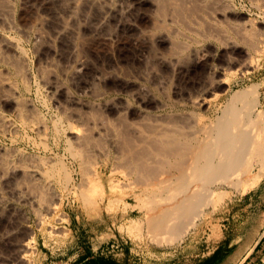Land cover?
<instances>
[{
    "label": "rangeland",
    "instance_id": "obj_1",
    "mask_svg": "<svg viewBox=\"0 0 264 264\" xmlns=\"http://www.w3.org/2000/svg\"><path fill=\"white\" fill-rule=\"evenodd\" d=\"M69 1L1 0L0 2V9H2L0 10V37L3 38H0V44L4 43L0 45V78L4 79L0 81V120L2 118L6 119L0 121V163L2 161V163L5 162L4 164H6L12 161L10 162L12 167L20 166L23 163L21 166L30 165L29 167L33 166L31 167L33 169L37 170L39 168L45 171L49 166V168L53 166L55 168L58 167L55 162V157L58 155L61 158L62 156L65 157L62 159V162L71 171V176L73 177V186L68 187L69 191L64 189V185L60 180L59 182L54 180L55 182L52 181V192L46 191L47 194H45V190H43L44 193H42V190L40 191L41 193L39 192L43 188H41L40 183L34 178V180L26 184L30 185L28 191L35 189L34 191L38 193L36 194L32 190L33 192H29L31 194L29 195L30 198L25 199L28 197L27 190L25 189L27 186H25V183L22 184V182V185L19 184L20 182L16 183L18 182V172H6L4 175L5 166L1 168L0 164V174L4 175V180L0 182V260L3 261L0 264H26V261L17 260V253L19 246L25 243L24 240L27 241L32 233L35 234L37 245L31 250L33 255L30 256L28 264H58L60 261L68 262L73 259H79L84 253H87L86 247L96 250L98 247L107 246L109 248L111 245L114 247L118 245V249L127 247L133 251L141 250L144 255L147 252L156 256L160 255L161 259L164 258L166 260L163 264H187L185 260L188 261L193 251L200 248L199 244L202 243L195 240L190 241L189 235L191 230H196L200 227L199 229L205 230L204 237H206L213 228L219 225L226 227L228 224L236 223L238 219L247 218L250 214H254L258 206L264 203V194H262L264 177L255 189L245 194H239L234 190L224 187L213 186L211 188L212 194L216 192V196H220L224 200L215 208L208 207L205 209L202 216L196 221L195 226L188 230L186 235L179 233V237L171 238L172 240H169L170 243L169 241L167 242L170 246H166V242H161L158 245L152 238L153 233L147 230L144 224L147 209L144 208L145 201H139L143 199L142 196L145 198L144 193L141 192L144 189L140 187L142 185L136 182L134 176L126 175H129L132 165L128 166L127 171L128 163L122 160L124 166L127 164L126 168L121 164L122 140L131 137L128 135L126 137V134L129 132V135H133L131 141L136 142L137 135L134 136L130 129L138 127L140 121V125L142 127L143 125L145 126L148 122L147 118H151L149 121L152 118L170 119L174 122L179 120L177 122L183 124V122L185 123L183 119L190 115L192 117L194 113L195 117H193L195 119L198 118L201 122L208 123L207 117L209 116L208 118L214 119L215 116H218L217 110L223 106L231 92L236 93L238 90L246 88L254 93L258 102V105L254 108L252 117L260 115L264 124V0H218L227 6L225 7L226 12L223 16L217 15L219 13L212 9L210 0H204V2H209L210 6L208 5V7L207 3L206 6L202 7L203 1L197 0L196 2H199V5H196L194 2V7L187 6V8L184 7V10H182L183 7L177 8V11L181 10V13L172 11L169 8V4H166L164 8L160 5L165 1L169 3L173 0H81L73 13L75 16L69 14L71 7ZM215 1L217 2V0H211V3L214 2L212 4H215ZM102 2L103 4L106 3V5L108 3V7L112 9L114 6L115 9L113 10L116 11L120 9L123 11V7L129 5L130 2L136 3L135 6L137 7L129 15H110L107 18L108 21L104 22L102 18L108 8L106 5L102 6ZM156 2L159 3L160 7ZM201 8L203 9L201 10ZM161 10L163 11L161 12ZM163 12H165L164 16ZM197 12L199 13L197 15L199 19L195 17ZM2 15H4L5 19H3L4 17L2 18ZM188 16H190L189 18L192 22H190L189 18L187 19ZM169 17L171 18L169 19ZM178 21L182 22L184 26ZM201 22L204 25H201ZM184 23L188 25L186 24L187 26H185ZM195 23L198 24L194 25ZM61 25L64 26L63 28H67H65L66 31ZM189 25L193 26L194 29ZM190 27L193 29L192 31L197 30L196 32L194 31L195 34L191 31ZM239 29L240 33H244L240 34ZM207 30H209L208 33L205 32ZM241 30L243 31L241 32ZM249 30L250 32H245ZM209 33L210 35H208ZM238 33L242 36H236ZM250 33L257 35L256 38L258 39L255 38L253 42H249L247 38L249 39ZM203 36L206 37L203 38ZM191 37L194 38V41ZM219 37L222 41H220ZM11 41L19 48L18 56L14 53L12 47L9 46ZM195 41L196 43H194ZM6 42L10 43L7 44ZM253 44L254 46L250 47ZM225 46L226 48H223ZM185 48L187 49L184 51L183 49ZM19 54L22 55L20 56ZM203 54L206 56H203ZM195 56L208 58L214 70L220 71V75L216 74L217 76H214V78L205 75L206 66L204 62H193L192 60ZM14 59L17 61H14ZM227 60L231 65H241L246 70V73L245 71L239 73L236 72V68L227 67ZM18 64L21 66L17 67ZM10 65H15L14 69ZM220 68H226V72L223 73L224 75ZM19 70L23 71V73L19 72ZM221 74L223 77H226L225 84L216 86L212 92L220 100L211 106L196 107L193 104L191 106L192 99H194V96H198L197 93L200 92L199 88L204 85L203 82L207 84L213 79H221L223 78ZM22 78L23 80H21ZM206 98L209 99L211 97L206 96ZM182 102L183 104L181 105L180 103ZM160 105L165 107L162 108ZM19 110L20 113L22 112V120ZM22 110H25V112ZM197 112L198 114H196ZM24 114L25 116H23ZM172 114L176 116H172ZM169 115L172 117L170 118ZM200 117L204 118V120ZM137 118H140L138 123ZM30 120H33L34 124ZM22 121L23 124L25 123L24 125L20 124ZM37 122H40L41 125H46L47 131H44L46 138L41 131L44 126L41 127ZM123 122L124 124H121ZM100 125L102 126L99 127ZM51 126H57L56 129L59 128L57 129L58 136L56 139L52 136L54 129ZM110 126H113L111 130L109 129ZM71 127H75L76 130H72ZM123 129H126V131ZM114 130L115 132H113ZM118 130H120V134ZM80 131L85 134L82 133L81 135ZM100 131L103 132L101 133ZM76 132L81 135L82 140L76 141ZM86 132H89V134ZM41 135L43 136L41 137ZM87 135H89L88 138ZM122 135L125 136L124 139ZM118 136L120 138L116 140L115 138H118ZM101 137L103 140H98ZM67 142H70V146L74 144L72 147L78 145L75 148H85L83 149L84 151L86 150L85 146H87L88 153L86 152L84 156L86 159L82 158L81 160L87 162L89 161L88 157L91 155L93 156L91 158H94V155H97L96 157L99 158V160L96 157L93 159L94 162H92L96 163L95 165L91 164V158L89 161L100 173L101 182L103 183L96 182L94 184L96 187H92V190L95 189L94 191L96 192L93 193L95 203L91 208L85 207L77 195L79 191H85L84 188L90 190L86 184L88 177L86 175L89 170H86L87 173L84 171L86 174L81 173V175H85L86 179H83L84 177L79 175L78 162H73L64 150L65 145L68 144ZM106 142L107 144H104ZM99 144L103 147V150L98 146ZM80 145L81 147H79ZM82 145L85 146L82 147ZM44 146L47 148H44ZM113 146L114 148L112 149ZM117 146L118 148H116ZM105 148L107 150H104ZM18 149L21 150L17 151ZM48 151L51 152L49 153ZM89 151L90 156H88ZM95 152L98 153L95 154ZM104 152L107 154L103 155ZM116 153H118L117 156L115 155ZM4 155H8L9 159L5 158ZM113 157L115 160H111ZM115 157L120 159H116ZM36 158H44L46 160L43 162V159H41L39 160L40 163H38ZM6 159L7 161H5ZM49 159L50 161L47 162ZM24 162L27 163L24 164ZM10 163H7L6 166H9L8 164ZM55 163L56 165H54ZM113 165L119 166L120 171L116 169L117 167L111 168ZM124 168L126 172L123 171ZM73 170L74 172H72ZM122 171L126 176H122ZM78 178H81V182H79ZM110 181L113 188L109 183ZM32 183L34 185H31ZM57 183H62V186ZM81 183L82 185H80ZM115 183L116 185L118 184L119 190L116 189ZM126 184L128 187L129 185L133 187H129V189ZM76 185L80 188L78 191L76 190ZM20 188L22 191L25 190V192L23 191V193H26L24 194L26 195L24 199L18 198V191H21ZM40 194H45V196L43 197ZM102 197L103 200H101ZM42 202L43 204H41ZM140 202L143 204H141L142 206ZM48 206L50 209L47 208ZM176 229L179 230L176 227L171 232L177 233ZM181 234L185 236L182 237ZM176 238H178L177 241H175ZM203 245L205 246V244ZM108 251H110V248ZM145 258L146 260H150L148 257ZM262 259L264 264V251Z\"/></svg>",
    "mask_w": 264,
    "mask_h": 264
},
{
    "label": "bare ground",
    "instance_id": "obj_2",
    "mask_svg": "<svg viewBox=\"0 0 264 264\" xmlns=\"http://www.w3.org/2000/svg\"><path fill=\"white\" fill-rule=\"evenodd\" d=\"M62 1V0H61ZM69 1V0H68ZM81 0H70L69 2L71 3V7H70V11L69 14H73L75 9L77 8V6L79 5V2ZM84 1V0H83ZM92 1V0H91ZM94 1V0H93ZM132 1V0H131ZM156 1V0H155ZM161 1V0H160ZM170 1V0H168ZM197 0H173L169 3H167V1H163L162 7L164 8L166 6V4H169V8L172 11H177L178 9H180V7H183L182 10H184V7L187 8V6H193L198 4H200L199 2H196ZM203 1V5L201 4L202 7L206 6V1ZM208 1V0H207ZM222 1V0H220ZM217 0V2L215 1V4H212L214 2L211 3L210 0V5L212 6V9L215 10L217 13V15L223 16L226 12V4L224 5L222 2H220ZM1 2V0H0ZM6 3V1H4ZM8 2V1H7ZM64 2V1H63ZM97 2V1H95ZM104 2V1H103ZM102 2V6L106 5L103 4ZM124 2V1H123ZM139 2V1H138ZM152 3H154L153 1H151ZM159 2V1H157ZM156 2V3H157ZM195 2V3H194ZM91 3V2H90ZM98 3V2H97ZM96 3V4H97ZM100 3V2H99ZM128 4V2H127ZM159 6V3H157ZM230 4V3H229ZM1 5V4H0ZM5 5V4H4ZM8 5V4H7ZM6 5V6H7ZM92 5V4H91ZM94 5V4H93ZM136 3H131L129 5H125L123 7V11L120 9L118 11L113 10L115 9L113 6V9L111 7H108V3L106 5V7L108 8L105 11V15L102 18V21H108L107 18L111 15L113 16H118V14H131L132 11L134 10ZM209 5V2L207 3V7ZM209 5V6H210ZM5 6V7H6ZM86 6V5H85ZM200 6V7H201ZM4 7V6H3ZM54 7V6H53ZM156 7V6H155ZM160 7V6H159ZM194 7V6H193ZM197 7V6H196ZM198 7V8H200ZM229 7V6H228ZM2 8V6H1ZM67 8V7H66ZM178 8V9H177ZM210 8V7H209ZM7 9V8H6ZM152 9V8H151ZM162 9V8H161ZM176 9V10H175ZM203 8H201L202 10ZM208 9V8H207ZM2 10V9H0ZM84 10V8H83ZM82 10V11H83ZM158 11V9H156ZM166 10V9H164ZM168 10V9H167ZM200 10V11H201ZM154 11V10H153ZM163 10H161L162 12ZM212 11V10H211ZM208 11V12H211ZM214 11V12H215ZM2 12V11H1ZM79 12V11H78ZM86 12V11H85ZM90 12V11H89ZM115 12V13H114ZM159 12V11H158ZM181 13V10L177 11ZM183 12V11H182ZM189 12V10H188ZM187 12V13H188ZM206 11L204 10V13ZM207 12V13H208ZM213 12V11H212ZM229 12V11H228ZM3 13V12H2ZM47 13V12H46ZM163 12V16H164ZM172 14V12H170ZM192 13V12H191ZM190 13V14H191ZM195 13V11H194ZM193 13V14H194ZM198 13V12H197ZM195 15L196 18L197 15H199V13ZM67 15H69L68 13H66ZM178 14V13H177ZM183 14V13H182ZM206 14V13H205ZM85 15V14H84ZM87 15V14H86ZM168 15V12H167ZM174 15V14H173ZM61 16V15H59ZM65 16V15H64ZM73 16H75L73 14ZM90 16V15H89ZM121 16V15H120ZM170 16V15H169ZM172 16V15H171ZM175 16V15H174ZM179 16V15H178ZM184 16V15H183ZM186 16V15H185ZM4 17V15H2V18ZM78 17V16H76ZM162 17V16H161ZM173 17V16H172ZM181 17V16H180ZM190 16L187 17V19ZM194 17V18H195ZM202 17V16H201ZM204 17V16H203ZM207 17V15H206ZM70 18V16H69ZM68 18V19H69ZM73 18V17H72ZM88 18V17H87ZM100 18V19H101ZM171 17H169L170 19ZM212 18V17H211ZM225 18V17H224ZM5 19V17L3 18ZM174 19V18H173ZM182 19V18H181ZM186 19V18H185ZM199 19V18H198ZM235 19V18H234ZM237 19V18H236ZM84 20V19H83ZM157 20V19H156ZM168 20V19H167ZM190 20V18H189ZM208 20V19H207ZM212 20V19H211ZM68 21V20H67ZM78 21V20H77ZM101 21V20H100ZM101 21V22H102ZM163 21V20H162ZM171 21V20H170ZM199 21V20H198ZM100 22V23H101ZM103 22V23H104ZM115 22V21H112ZM119 22V20H118ZM117 22V23H118ZM159 22V21H158ZM179 23H182L180 21H178ZM190 22H192L190 20ZM232 22V21H231ZM62 23V22H61ZM64 23V22H63ZM72 23V22H71ZM116 23V24H117ZM170 24V22H168ZM172 23V22H171ZM202 23V22H201ZM67 24V22H66ZM64 24V25H66ZM124 24V22H123ZM185 26H187V23H184ZM187 24V25H186ZM198 23H195L194 25H196ZM60 25V24H59ZM109 25V24H107ZM161 25V24H160ZM178 25V24H177ZM183 25V23L181 24ZM200 25V24H199ZM201 25H204L203 23ZM62 26V25H61ZM67 26V25H66ZM103 26V25H102ZM105 26V25H104ZM155 26V25H154ZM184 26V25H183ZM191 26V25H189ZM59 27V26H58ZM64 26H62L63 28ZM96 27V26H95ZM163 27V26H162ZM166 27V26H165ZM193 28V26H191ZM190 27V28H191ZM66 28V27H65ZM63 28V29H65ZM167 28V27H166ZM182 28V27H181ZM189 28V27H188ZM191 28V31L194 29ZM196 28V27H195ZM204 28V27H203ZM244 28V27H243ZM67 29V28H66ZM65 29V31H66ZM183 29V28H182ZM62 30V29H61ZM188 30V29H187ZM69 31V29H68ZM186 31V30H185ZM195 32L197 30H194ZM192 31L194 34L195 32ZM218 31V30H217ZM237 31V30H236ZM235 31V32H236ZM243 30H241L242 32ZM159 32V31H158ZM178 32V31H177ZM184 32V31H182ZM205 32H209V30L205 31ZM238 32V31H237ZM245 32H250L249 31H245ZM258 32V31H257ZM62 33V32H61ZM66 33V32H65ZM64 33V34H65ZM68 33V32H67ZM188 33V32H187ZM191 33V32H190ZM239 33H240V29H239ZM236 34L237 35H239ZM244 33V32H242ZM240 33V34H242ZM254 33V32H253ZM251 34L249 35V39L247 38V40H249V42H253V40H255L256 36L255 34ZM40 34V33H39ZM42 34V33H41ZM63 34V36H65ZM172 34V33H171ZM193 34V35H194ZM219 34V33H218ZM235 35V33H233ZM43 35V34H42ZM67 35V34H66ZM166 35V34H165ZM170 35V34H169ZM201 35V34H200ZM210 35V33L208 34ZM37 36V35H35ZM41 37V35H39ZM55 36V34H54ZM188 36V35H187ZM198 36V35H195ZM207 36V35H206ZM206 36H203L206 37ZM228 36V35H227ZM242 36V35H239ZM238 36V37H239ZM43 37V36H42ZM56 37V36H55ZM189 37V36H188ZM201 38V36H199ZM211 37V36H210ZM215 37V36H214ZM247 37H248V33H247ZM1 38V37H0ZM48 38V36H47ZM192 38V37H191ZM207 38H209L207 36ZM206 38V39H207ZM220 38V37H219ZM217 38V39H219ZM237 38V37H236ZM3 39V38H1ZM38 39V38H37ZM55 39V38H54ZM53 39V40H54ZM194 41V38H192ZM205 39V40H206ZM212 39V38H211ZM221 39V38H220ZM225 39V38H224ZM258 39V38H256ZM6 40V39H5ZM39 40V39H38ZM50 40V39H49ZM57 40V39H55ZM166 40V39H165ZM188 40V39H187ZM231 40V39H230ZM4 41V40H3ZM192 41V42H193ZM222 41V39L220 40ZM225 41V40H224ZM240 41V40H239ZM259 41V40H258ZM48 43V41H46ZM179 42V41H178ZM228 42V41H227ZM245 42V41H244ZM248 42V41H247ZM257 42V41H255ZM7 43V42H6ZM5 43V44H6ZM10 42H8L7 44H9ZM180 43V42H179ZM182 43V42H181ZM196 43V41L194 42ZM219 43H223V42H219ZM1 44H4L3 42ZM0 44V45H1ZM228 44V43H227ZM235 44V43H233ZM258 44V42H257ZM237 45V44H235ZM7 46V45H6ZM14 51V53H16V56H18V50L19 48L12 43H10V45ZM223 46V45H222ZM221 46V47H222ZM249 46V44H248ZM254 46L251 45L250 47ZM256 46V45H255ZM175 47V45H174ZM188 47V46H187ZM220 47V48H221ZM234 47V46H233ZM5 48V47H4ZM184 48V47H183ZM219 48V49H220ZM223 48H226L223 47ZM230 48V47H228ZM232 48V47H231ZM258 48V47H257ZM2 49V48H1ZM173 49V48H172ZM187 48L183 49L184 51ZM234 49V48H233ZM255 47L253 48L254 51ZM175 50V49H174ZM181 50V51H183ZM6 51V50H5ZM180 51V52H181ZM196 51V50H195ZM20 52V51H19ZM23 52V51H22ZM173 52V51H171ZM179 53V52H178ZM188 53V52H187ZM186 53V54H187ZM195 53V52H194ZM5 54V53H4ZM175 54V53H174ZM182 54V53H181ZM185 54V55H186ZM10 55V54H9ZM14 55V54H13ZM20 55V54H19ZM22 55V54H21ZM20 55V56H21ZM172 55V54H171ZM176 55V54H175ZM180 55V54H179ZM189 55V54H188ZM205 54H203L204 56ZM1 56V55H0ZM12 56V55H11ZM19 56V57H20ZM173 56V55H172ZM184 56V55H183ZM206 56V55H205ZM210 56V55H209ZM13 57V56H12ZM187 58V56H185ZM18 58V57H17ZM21 59V58H19ZM189 59V58H187ZM191 59V58H190ZM184 60V58H183ZM209 59L204 58V57H193V62H204L205 66H206V71L204 73H206L205 75H208L209 77H216V74L220 75V71H215L213 66H211V64L208 61ZM6 61V60H5ZM14 61H17L14 59ZM22 61V60H21ZM180 62V61H179ZM185 62V61H184ZM9 65V64H8ZM195 65V64H194ZM5 66V65H4ZM11 66V65H10ZM15 65H12L11 67L14 69ZM21 65L18 64L17 67H19ZM82 66V65H80ZM174 66V65H173ZM226 66L227 67H231V68H236V72L242 73L243 71L246 70L243 69L241 67V65L235 64V65H231V63L227 60L226 62ZM226 67V68H227ZM16 68V67H15ZM22 68V67H21ZM20 68V70H21ZM226 68H220V70L222 71V74L224 72H226ZM22 72L23 71H20ZM18 71V70H17ZM232 71V70H231ZM7 72V71H6ZM1 74V72H0ZM13 74V73H12ZM26 74V73H25ZM221 74V75H222ZM224 75V74H223ZM222 75V77H223ZM14 76V75H13ZM207 76V77H208ZM8 77V76H7ZM23 77V76H22ZM26 77V76H25ZM205 77V76H204ZM203 77V78H204ZM206 77V78H207ZM6 78V77H5ZM20 78V77H19ZM3 79V78H2ZM0 78V81L2 80ZM208 79V78H207ZM206 79V80H207ZM215 80L211 78L212 81H210L209 83H204V85H200L201 87L200 92H198V96H194L193 102H191V106L192 104L195 105L196 107H202V106H211L213 103H217L218 100H220L219 98H217V96L214 95L213 89L216 86H221L225 84V80L226 77L224 76L223 78ZM4 80V79H3ZM2 80V81H3ZM20 80V79H19ZM23 80V78L21 79ZM205 80V81H206ZM228 80V79H227ZM8 81V79H7ZM6 82V81H5ZM11 83V82H10ZM15 83V82H14ZM241 83V82H240ZM16 84V83H15ZM24 84V83H22ZM202 84V83H201ZM1 85V83H0ZM26 85V84H24ZM11 86V85H9ZM27 86V85H26ZM226 86V85H225ZM8 87V86H7ZM14 87V84H13ZM30 88V87H29ZM226 88V87H225ZM198 89V88H197ZM198 89V90H199ZM253 89V88H252ZM16 91V90H15ZM251 90L246 88V89H240L238 90L236 93L231 92V94L229 95V97L226 99V101L224 102L223 106H221V108H219L218 111V116H215L214 119L208 118L207 117V121L208 123H204L201 122V120H199L198 118L195 119L194 117V113L192 115V117L187 116L186 118H184L183 120L185 121V123L183 122V124H181V122H177L179 120H177L176 122L171 121L170 119H156V118H152V120L149 121V119L151 118H147L148 122L143 119L146 123V125H143V120H142V125L143 127L140 125L141 121L139 120L140 118H137L138 121L137 123L140 121V124L138 125V127H132V133L135 135H137V140L136 142H132L131 137L133 135H129L128 133L126 134L128 136H131L130 138L127 137L126 139H124L125 136L122 135L123 139V151L121 152V164L124 166V164L122 163L123 161L127 162V171L128 168L131 166L130 168V173L129 175L126 174L127 176H134L136 179V182H138L140 185V187H143L142 189H144L143 192L145 195V198L142 196V200L139 201H145L144 204V208L147 209V216L146 219L144 220V224L147 228V230H149L151 233H153L152 238L153 240L159 245V243L161 242H168L171 238L177 237L178 235H180L179 233L182 234H187L188 230H190L192 227L195 226L196 221L198 220V218H200L202 216V214L204 213V210L207 209L208 207H213L215 208L220 202H222L224 200V198L220 197V196H216V192L214 194H212V190L211 188L213 186L216 187H224L227 189H231L234 190L235 192L239 193V194H245L248 191L255 189L259 184L260 181L262 180V178L264 177V124H263V120L262 117L260 115H254V117H252V114H254V108L258 105L257 102V98L254 95V93L250 92ZM215 93H217L215 91ZM152 94V93H151ZM196 94V95H197ZM19 95V94H18ZM36 95V94H35ZM180 96V95H179ZM189 96V95H188ZM206 96H210L211 98H206ZM39 97V96H38ZM168 97V96H167ZM15 98V97H14ZM7 99V98H6ZM26 99V98H25ZM166 99V98H165ZM181 99V97H180ZM24 101V100H23ZM22 102V100H21ZM19 103V102H18ZM189 103V102H188ZM181 105L183 104L180 103ZM22 105V104H21ZM25 105V104H24ZM163 105V104H162ZM162 105H160L162 107ZM219 105V104H218ZM173 106V105H172ZM160 107V108H161ZM165 107V106H163ZM162 107V108H163ZM168 107V106H167ZM17 108V107H16ZM19 108V107H18ZM45 108V107H44ZM133 108V107H132ZM29 109V108H28ZM34 109V108H33ZM180 109V108H179ZM206 109V108H205ZM18 110V109H16ZM14 110V111H16ZM49 110V109H48ZM171 110V109H170ZM25 112V110H22ZM30 111V110H29ZM23 112V113H24ZM33 112V111H32ZM31 112V113H32ZM17 113V112H16ZM22 113V112H21ZM21 113L19 110V114L21 117ZM27 113V112H26ZM38 113V112H37ZM35 113V114H37ZM138 113V112H137ZM176 113V112H173ZM180 113V112H179ZM192 113V112H189ZM187 113V114H189ZM15 114V113H14ZM33 114V113H32ZM135 114V113H134ZM184 114V113H183ZM198 114V112L196 113ZM256 114V113H255ZM64 115V114H63ZM138 115V114H137ZM142 115V114H141ZM151 115V114H148ZM166 115V114H165ZM175 114H172V116ZM179 115V114H178ZM177 115V116H178ZM186 115V114H185ZM201 115V114H199ZM25 116V114L23 115ZM27 116V115H26ZM39 116V115H38ZM154 116V115H152ZM158 116V115H157ZM164 116V115H163ZM167 116V115H166ZM171 116V117H172ZM176 116V115H175ZM182 116V115H181ZM29 117V116H28ZM65 117V116H64ZM68 117V116H67ZM144 117V115H143ZM156 117V116H155ZM160 117V116H159ZM165 117V116H164ZM170 117V115H169ZM170 117V118H171ZM185 117V116H184ZM197 117V116H196ZM203 117V116H202ZM200 117V118H202ZM18 118V117H17ZM24 118V117H23ZM30 118V117H29ZM33 118V117H32ZM39 118V117H37ZM36 118V119H37ZM175 118V117H174ZM173 118V119H174ZM3 119V118H2ZM1 119V120H2ZM28 119V118H26ZM40 119V118H39ZM44 119V118H43ZM182 119V118H181ZM0 120V121H1ZM6 120V119H3ZM22 120V117H21ZM24 120V119H23ZM29 120V119H28ZM34 120V119H33ZM33 120L31 121L33 123ZM70 120V119H69ZM182 120V121H183ZM202 120H204V118H202ZM37 121V120H36ZM123 121V120H122ZM181 121V120H180ZM59 122V121H58ZM72 122V121H71ZM144 122V123H145ZM1 123V122H0ZM10 123V122H8ZM38 123V122H37ZM55 123V121H54ZM88 123V122H87ZM102 123V121H101ZM112 123V122H111ZM179 123V125H178ZM3 124V123H2ZM1 124V125H2ZM7 124V123H6ZM11 124V123H10ZM23 124V121L22 123ZM25 124V123H24ZM23 124V125H24ZM34 124V123H33ZM40 124V122L38 123ZM109 124V123H108ZM121 124H124L121 123ZM4 125V124H3ZM22 125V126H23ZM36 125V124H35ZM41 125V124H40ZM53 125V124H51ZM56 125V124H55ZM60 125V124H59ZM57 125V126H59ZM65 125V124H64ZM67 125V124H66ZM86 125V124H85ZM126 125V124H125ZM128 125V124H127ZM134 125V124H133ZM5 126V125H4ZM7 126V125H6ZM9 126V125H8ZM37 126V125H36ZM44 125H41V127ZM57 126H51L53 130V138L56 139L58 136V131L56 127ZM63 126V125H60ZM83 126V124H82ZM102 125H100L99 127H101ZM116 126V125H115ZM141 126V127H140ZM12 127V126H11ZM15 127V126H14ZM35 127V126H34ZM76 127V126H75ZM75 127H71L72 130H76ZM81 127V126H80ZM88 127V126H87ZM113 127V126H112ZM110 126V130L112 128ZM2 128V127H1ZM13 128V127H12ZM25 128V127H24ZM28 128V127H27ZM120 128V127H119ZM126 128V127H125ZM128 128V127H127ZM10 129V127H9ZM21 129V128H20ZM40 129V128H38ZM65 129V128H64ZM78 129V128H77ZM88 129V128H87ZM93 129V128H92ZM102 129V128H101ZM114 129V128H113ZM121 129V128H120ZM3 130V129H2ZM11 130V129H10ZM8 130V131H10ZM70 130V129H69ZM83 130V129H82ZM86 130V129H84ZM97 130V129H96ZM104 130V129H103ZM110 130H106V131H110ZM116 130V129H115ZM115 130L113 132H115ZM126 131V129H123ZM14 131V130H13ZM17 131V130H16ZM39 131V130H38ZM44 137L46 138L44 131L46 130V125L44 127H42V130ZM63 131V130H62ZM95 131V130H93ZM119 134L121 133L120 130ZM40 132V133H42ZM60 132V131H59ZM72 132V131H71ZM81 132V131H80ZM101 132V131H100ZM103 132V131H102ZM101 132V133H102ZM112 132V133H113ZM16 133V132H15ZM84 132H81V135ZM87 133V132H86ZM98 133V132H96ZM100 133V134H101ZM107 133V132H106ZM126 133V132H125ZM131 133V134H132ZM3 134V133H2ZM5 134V133H4ZM74 134V132H73ZM85 134V133H84ZM89 134V132L87 133ZM105 134V132H104ZM109 134V133H108ZM24 135V134H23ZM38 135V134H37ZM35 135V136H37ZM41 135V137L43 136ZM75 135L77 136L75 139L76 141H80L82 140V137L79 133H75ZM93 135V133H92ZM102 135V134H101ZM114 135V134H111ZM118 135V133H117ZM73 136V135H72ZM89 135H87L88 138ZM120 136V135H119ZM118 136V138L116 137L115 139H119L120 137ZM22 137V136H21ZM43 137V138H44ZM50 137V136H49ZM66 137V136H65ZM85 137V136H84ZM83 137V138H84ZM91 137V136H90ZM89 137V138H90ZM95 137V136H93ZM100 137V136H98ZM104 137V136H103ZM110 137V136H109ZM113 137V136H111ZM28 138V137H26ZM52 138V139H53ZM30 139V138H29ZM85 139V138H84ZM105 139V138H104ZM113 139V138H112ZM27 140V139H26ZM31 140V139H30ZM44 140V139H43ZM64 140V139H63ZM68 140V139H67ZM87 140V139H86ZM91 140H93V138H91ZM98 140H103L102 137L101 139ZM121 140V139H120ZM34 141V140H32ZM53 141V140H52ZM65 141V140H64ZM70 141V140H68ZM72 141V140H71ZM90 141V140H88ZM111 141V140H110ZM113 141V140H112ZM120 141V142H122ZM29 142V141H28ZM93 142V141H92ZM96 142V141H94ZM105 142V141H104ZM41 143V142H39ZM63 143V142H62ZM68 144L65 145L64 150L67 152V155L70 156V158L74 161L78 162V168H79V175L82 174H86V170L88 171V174L86 176L87 177V182L86 184L88 185V189L90 190H86V188L82 187L85 189L82 190V192H78L79 194H77L80 197V200L83 202L85 207H93L95 201L93 200V196H94V190H92V187L95 186L94 184L97 183H101V178H100V173L91 165H95L94 162V158L97 156H95L94 154V158H91L90 156V151H89V161L91 158V164L89 163V161L85 162L83 160H81L82 158H84V160L86 159V157H84L86 155L87 150V146L86 150L84 151L83 149L85 148H75L78 145H75L74 147L70 146V142H67ZM74 143V142H71ZM81 143V142H80ZM88 143V142H86ZM85 143V144H86ZM116 145L117 142H115ZM119 143V141H118ZM136 143V144H135ZM31 144V143H30ZM45 144V142H44ZM53 144V142H52ZM83 144V142H82ZM104 144H107L104 143ZM35 145V144H34ZM43 145V144H42ZM46 145V144H45ZM64 145V144H63ZM89 145V144H87ZM94 145V144H93ZM102 145V143H101ZM100 144L98 145L99 147H101V150H103V147ZM32 146V145H31ZM82 145V147H84ZM90 146V145H89ZM97 146V147H98ZM107 146V145H106ZM121 147V145H119ZM36 147H38L36 145ZM81 147V145L79 146ZM105 147V146H104ZM109 147V146H107ZM119 147V148H120ZM8 148V147H7ZM44 148H47L44 146ZM89 148V147H88ZM91 148V147H90ZM96 148V145H95ZM94 148V150L96 151V149ZM114 148V146L112 147V149ZM118 148V146L116 147ZM14 149V148H13ZM11 149V150H13ZM16 149V148H15ZM52 149V148H51ZM21 149H18L17 151H19ZM46 150V149H45ZM55 150V149H54ZM92 150H93V146H92ZM98 150V149H97ZM104 150H107L106 148ZM37 151V150H36ZM117 151H119L117 149ZM8 152V151H7ZM49 153L51 151H48ZM92 152V151H91ZM99 152L102 154V152L99 150ZM3 153V152H2ZM88 153V152H87ZM98 152H95V154ZM52 154V153H51ZM107 154V153H106ZM105 152L103 153V155H106ZM118 153H116L115 155L117 156ZM1 155V154H0ZM3 155V154H2ZM15 155V153H14ZM102 155V157H103ZM11 156V155H10ZM20 156V155H19ZM35 156V155H33ZM114 156V155H113ZM118 156V157H119ZM4 157L7 159L8 155ZM55 157V155H54ZM93 157V156H92ZM118 157H115L116 159ZM4 158V159H5ZM23 158V157H22ZM27 158V157H26ZM25 158V159H26ZM56 163L58 165V167H52L49 168L47 170H41V169H33L31 167L28 166H21L23 163H21V165L17 166V167H12V164L10 163L8 164L9 166H6V164H4L5 162L2 163L1 161V168L3 166H5L3 169L5 170V173L9 172V173H17L18 172V182L20 185H22L23 183H25V189L27 190V196L25 198L26 193H23V191L25 192V190L22 191V189L20 188L21 191H18V198L19 199H27L30 198L29 192H31L32 190L34 191L35 189H32L31 191H28V189L30 188V185H27L29 181L34 180V178H36V180L40 183L41 188L39 192L42 190H45V192H52L51 187L52 183L55 181L60 180V182L63 183L64 185V189L68 190L69 186H73L72 184V180L73 177L71 176V171L68 170V168L63 164L62 159L65 158L62 156V158L58 155H56ZM97 158V157H96ZM110 158V157H109ZM3 159V160H4ZM7 159L5 161H7ZM18 159V158H16ZM37 159V158H36ZM43 159L44 158H41ZM40 158L37 159L38 163L39 160H41ZM52 159V157H51ZM101 159V158H100ZM107 161L108 159L105 158ZM120 159V158H118ZM1 160V159H0ZM19 160V159H18ZM31 160V159H30ZM97 160H99V158H97ZM111 160H115L114 157ZM123 160V161H122ZM24 161V160H23ZM33 161V160H32ZM30 161V162H32ZM50 161L47 160V162ZM93 161V162H92ZM22 162V161H21ZM28 162V161H27ZM27 162H24V164H26ZM35 162V161H34ZM33 162V163H34ZM46 162V161H45ZM100 162V161H99ZM124 162V163H125ZM17 163V162H16ZM56 163L54 165H56ZM116 163V162H115ZM120 163V162H119ZM20 164V163H19ZM32 164V163H30ZM51 164V162H50ZM110 164V163H109ZM120 164V165H121ZM35 165V164H32ZM49 165V164H48ZM52 165V164H51ZM98 165V163H97ZM115 165V164H114ZM110 166L111 168L113 167H117V166ZM118 165V164H116ZM126 165L124 166L126 168ZM39 166L42 167L41 164H39ZM129 166V167H128ZM38 167V166H37ZM36 167V168H37ZM45 167V166H44ZM71 167V166H69ZM119 167V166H118ZM116 168L117 170L120 171V167ZM0 168V169H1ZM35 168V167H34ZM110 168V169H111ZM123 168V167H122ZM121 168V170H122ZM124 168V169H125ZM46 169V167H45ZM123 171L126 172V169ZM112 170V169H111ZM115 170V169H114ZM113 170V172H114ZM117 170H115L117 172ZM3 171V170H2ZM86 173H85V172ZM122 171V172H123ZM74 172V170L72 171ZM111 172V171H110ZM3 173V172H1ZM102 174V173H101ZM113 174V173H112ZM117 174V173H116ZM119 174V173H118ZM122 176H126L124 175V172L122 173ZM4 175L0 174V182H2V180H4ZM11 176V175H10ZM83 176V175H81ZM85 176V175H84ZM83 176V177H84ZM120 176V175H119ZM16 177V176H15ZM13 178V177H12ZM113 178V177H112ZM119 178V177H118ZM124 178V177H123ZM129 178V177H127ZM25 179V180H23ZM81 182V178H78ZM83 179H86L85 177ZM55 180V181H54ZM114 180V179H113ZM126 180V179H125ZM131 180V179H130ZM53 181V182H52ZM115 181V180H114ZM119 181V180H118ZM118 181H116L118 183ZM133 181V180H132ZM22 182V184H21ZM127 182V181H125ZM131 182V181H130ZM27 183V184H26ZM62 183H57L60 184L62 186ZM111 185V181L109 182ZM114 183V182H112ZM120 183V182H119ZM18 184V185H19ZM135 184V183H134ZM31 185H34V183H32ZM79 185V184H78ZM82 185V183L80 184ZM79 185V187H80ZM98 185V184H97ZM114 185V184H113ZM116 185V183H115ZM118 185V184H117ZM115 186L116 189H118V186ZM127 185V184H126ZM85 186V183H84ZM100 186V185H99ZM104 186V185H103ZM29 187V188H28ZM36 187V186H35ZM75 187V186H74ZM77 187V188H76ZM76 190L78 191V189H80L77 185H76ZM96 187V186H95ZM111 187L113 188V186L111 185ZM129 187H133L130 186ZM127 185V188H129ZM137 187V186H136ZM18 188V187H17ZM120 188V187H119ZM122 188V187H121ZM98 189V188H97ZM96 189V190H97ZM130 189V188H129ZM219 189V188H218ZM38 190V189H37ZM100 190L102 191L101 187ZM119 190V189H118ZM15 191V190H14ZM32 191V192H33ZM124 191V190H123ZM214 191V190H213ZM36 192V191H34ZM47 192L45 194H47ZM72 192V191H70ZM1 193V191H0ZM38 192H36L37 194ZM41 193V192H40ZM44 193V191L42 192ZM73 193V192H72ZM75 193V192H74ZM98 193V192H97ZM102 193V192H101ZM100 193V195H101ZM128 193V192H127ZM126 193V194H127ZM218 193V192H217ZM16 194V193H15ZM45 194H40L41 196L43 195V197L45 196ZM49 194V193H48ZM75 195V194H74ZM99 195V194H98ZM99 195V196H100ZM36 196V195H35ZM40 196V199H41ZM33 197V196H32ZM51 197V196H50ZM49 197V198H50ZM55 197V196H54ZM60 197V196H59ZM136 197V196H135ZM138 197V196H137ZM3 198V195H2ZM52 198V197H51ZM50 198V199H51ZM57 198V197H56ZM77 198V197H76ZM134 198V197H133ZM39 199V200H40ZM48 199V198H47ZM99 199V198H98ZM42 200V199H41ZM49 200V199H48ZM58 200V199H56ZM100 200V199H99ZM101 200H103V197L101 198ZM107 200V199H106ZM1 201V200H0ZM97 201V200H96ZM19 202V201H18ZM23 202V201H22ZM41 202V201H40ZM100 202V201H99ZM53 203V202H52ZM110 203V202H109ZM144 203V202H143ZM43 204V202L41 203ZM142 203L140 202V205ZM39 205V204H38ZM143 205V204H142ZM141 205V206H142ZM11 206V205H10ZM33 206V205H32ZM53 207V205H52ZM133 207V206H132ZM139 207V206H138ZM49 208V206L47 207ZM46 208V210H47ZM56 208V207H55ZM44 209V208H43ZM50 209V208H49ZM52 209V208H51ZM93 210V208H92ZM98 210V209H97ZM140 210V209H139ZM27 211V210H26ZM49 211V210H48ZM23 214V213H22ZM145 214V213H144ZM14 215V214H13ZM128 221V220H127ZM40 222V221H39ZM143 223V222H142ZM140 224V223H139ZM136 227V225H134ZM129 227V226H128ZM176 227H178L179 230H177L178 232H171V230H174ZM134 228V227H133ZM138 229V227H136ZM135 231H137L135 229ZM139 232V231H138ZM132 234V232H131ZM181 234V235H182ZM35 234L32 233V235L25 241V243L21 244V246H19L18 249V253H17V260H22V261H26V264H28L30 262V256L33 255V253L31 252V250H33L35 248V246L37 245V241L36 238L34 236ZM185 235H182L185 236ZM179 237V236H178ZM178 238H176L175 241H177ZM172 240V239H171ZM170 243V241H169ZM174 243V242H173ZM18 244V245H20ZM17 245V246H18ZM170 245V244H169ZM168 246V243H167ZM16 249V248H15ZM14 249V250H15ZM5 252V251H4ZM11 253V252H10ZM16 253V252H15ZM1 255V254H0ZM13 256V255H12ZM16 257V256H15ZM12 260V259H11ZM5 261V260H4ZM7 261V260H6ZM10 261V260H9ZM0 262L2 263L3 261L0 260ZM13 262V260H12ZM9 263V262H8ZM4 264V263H3ZM18 264V263H16Z\"/></svg>",
    "mask_w": 264,
    "mask_h": 264
},
{
    "label": "crops",
    "instance_id": "obj_3",
    "mask_svg": "<svg viewBox=\"0 0 264 264\" xmlns=\"http://www.w3.org/2000/svg\"><path fill=\"white\" fill-rule=\"evenodd\" d=\"M199 228L191 230L189 237L191 242L202 243L199 244L200 248L193 251L190 259L185 260L187 264H263L264 203L249 217L238 219L226 227L219 225L206 237L205 230ZM109 248L101 246L94 250L86 247L87 253L79 259L60 261L58 264H163L166 261L160 255L149 252L144 255L141 250L133 251L127 247L118 249V245Z\"/></svg>",
    "mask_w": 264,
    "mask_h": 264
}]
</instances>
